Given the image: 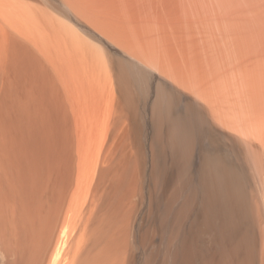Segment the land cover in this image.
Returning <instances> with one entry per match:
<instances>
[{"label":"bare ground","instance_id":"bare-ground-1","mask_svg":"<svg viewBox=\"0 0 264 264\" xmlns=\"http://www.w3.org/2000/svg\"><path fill=\"white\" fill-rule=\"evenodd\" d=\"M0 264H264V0H0Z\"/></svg>","mask_w":264,"mask_h":264}]
</instances>
